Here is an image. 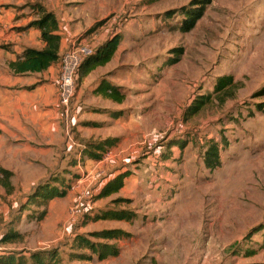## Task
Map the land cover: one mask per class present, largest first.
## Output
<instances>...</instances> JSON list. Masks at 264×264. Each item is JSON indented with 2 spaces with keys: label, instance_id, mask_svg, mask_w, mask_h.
Returning a JSON list of instances; mask_svg holds the SVG:
<instances>
[{
  "label": "rangeland",
  "instance_id": "374dc122",
  "mask_svg": "<svg viewBox=\"0 0 264 264\" xmlns=\"http://www.w3.org/2000/svg\"><path fill=\"white\" fill-rule=\"evenodd\" d=\"M107 1L105 20L79 41L95 53L122 37L105 82L125 95L122 111L136 114L138 122L132 116L126 125L141 123L129 150L134 169L123 175L140 183L123 197V180L118 196L71 204L54 221L46 202L35 201L18 222H25L20 237L0 243V257L15 255L21 264H264V0ZM191 11L201 16L184 29ZM228 76L232 90L215 92ZM199 100L207 103L185 118ZM105 107V116L115 114L112 103ZM211 141L219 144L216 169L205 160ZM124 170L107 177L102 191ZM122 213L128 221L105 217ZM1 215L0 238L8 232Z\"/></svg>",
  "mask_w": 264,
  "mask_h": 264
},
{
  "label": "crops",
  "instance_id": "0c3cea01",
  "mask_svg": "<svg viewBox=\"0 0 264 264\" xmlns=\"http://www.w3.org/2000/svg\"><path fill=\"white\" fill-rule=\"evenodd\" d=\"M108 4L107 0H0V212L8 232L21 233L25 222H18L25 220L26 208L42 202L35 199L40 187L54 189L53 197L43 203L47 219L54 221L66 218L71 204L101 201L107 177L120 169L125 170L118 177L134 169L127 167L133 162L128 161L133 155L129 150L141 123L126 125L136 116L122 111L126 98L118 103L95 93L105 85V66L84 77L80 72L67 115L59 101L61 56L73 39L105 20ZM39 7L58 22L59 60L41 72L15 73L10 65L20 61L27 49L46 47L33 25L41 17ZM105 102L112 103L114 115L105 116ZM105 117L111 124L107 130ZM110 144L114 157L105 165V145ZM138 183V177L125 178L119 195L125 197L126 188Z\"/></svg>",
  "mask_w": 264,
  "mask_h": 264
},
{
  "label": "trees",
  "instance_id": "16d2710c",
  "mask_svg": "<svg viewBox=\"0 0 264 264\" xmlns=\"http://www.w3.org/2000/svg\"><path fill=\"white\" fill-rule=\"evenodd\" d=\"M39 8L41 17L36 22H34L33 25L41 31V37L42 40L46 43V47L45 49L40 51L27 49L20 61L11 63V69L15 73L41 72L43 70H46L53 63L59 60L61 37L57 34L59 30L58 22L53 14L46 12L41 7ZM198 9H200V11L202 10L201 7ZM185 15L186 17L184 22V29L190 30L196 19L201 16V13H198L197 11H191L187 12ZM189 23L191 25H188ZM101 24L102 23L100 22L96 26H100ZM121 39L122 37L120 35L115 36L114 38L104 43L100 48H98L92 56L87 58L80 69L81 76L84 77L96 68L106 66L113 59L120 45ZM233 86L234 79L232 77H221L217 80L214 91L224 95L227 94L228 91L232 90ZM95 93L102 95L106 99L118 103H122L126 98L125 95L119 93L117 87L108 82H105V85L99 86L96 89ZM206 98V100L209 99V97ZM206 103L207 101H197V105H194L192 107V111L185 113V118H187V116L189 117L196 114L202 108V105H205ZM227 145L228 143L225 142L224 146ZM205 160L206 165L212 169H216L220 166L221 161L219 157L218 143L211 141L208 144V149L205 153ZM123 180V176L118 177L115 180L114 185L107 187L102 191L101 196L110 197L111 195L118 193L123 185ZM38 190L36 192L35 199L37 197H40L43 203L47 202L48 199L53 197L54 189L49 185L40 187ZM105 217L111 220H129V218L126 217L123 213L121 215L106 214ZM19 237V233H16L15 231H9L7 234L0 238V243L8 244ZM32 256L33 258H36L34 257L35 255ZM19 260L20 258L15 257V255L4 256L0 257V264H21Z\"/></svg>",
  "mask_w": 264,
  "mask_h": 264
},
{
  "label": "built area",
  "instance_id": "2783aa9c",
  "mask_svg": "<svg viewBox=\"0 0 264 264\" xmlns=\"http://www.w3.org/2000/svg\"><path fill=\"white\" fill-rule=\"evenodd\" d=\"M79 38L73 39L68 49L60 58V78H59V101L60 105L65 109V113H69V107L77 90V81L80 69L84 61L92 56L93 50L79 41ZM69 131V126H66ZM114 157L112 151L105 154V165ZM102 174V173H100ZM86 175H84V178ZM79 206L75 208L78 209Z\"/></svg>",
  "mask_w": 264,
  "mask_h": 264
}]
</instances>
